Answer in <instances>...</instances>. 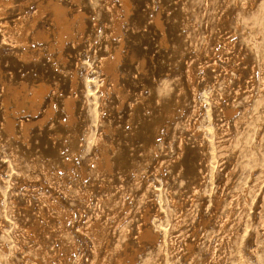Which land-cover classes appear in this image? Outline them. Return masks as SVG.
Masks as SVG:
<instances>
[{
    "label": "rangeland",
    "instance_id": "obj_1",
    "mask_svg": "<svg viewBox=\"0 0 264 264\" xmlns=\"http://www.w3.org/2000/svg\"><path fill=\"white\" fill-rule=\"evenodd\" d=\"M58 1L84 14L63 50L50 21ZM255 2L133 0L115 35L99 0H12L0 12V264H112L107 251L126 245L135 264H264V0ZM39 5L48 40L11 46L3 24L31 25ZM116 51L115 75L103 73ZM40 84L36 114L32 96L16 109L27 141L19 129L9 139L5 105ZM140 226L157 239L139 240Z\"/></svg>",
    "mask_w": 264,
    "mask_h": 264
},
{
    "label": "bare ground",
    "instance_id": "obj_2",
    "mask_svg": "<svg viewBox=\"0 0 264 264\" xmlns=\"http://www.w3.org/2000/svg\"><path fill=\"white\" fill-rule=\"evenodd\" d=\"M133 0H99L100 3H103L104 6H106L107 8V14L110 15L111 19H112V23H113V32L114 35L121 33L122 32V26L123 23L125 22V19H128L129 17V13L131 12V2ZM147 1V0H146ZM251 3L255 2L256 0H250ZM6 0H0V12L4 15V9L8 6L12 5V0H10V2L6 3ZM248 3V2H247ZM256 3V2H255ZM5 5L4 8H2V6ZM39 9V15L35 14L34 20L32 21L31 25L27 23V21H25L24 19L20 18L18 24H16V26L14 27L13 30H10L7 23H4L3 26L1 27L3 29V31L6 33V36H8L10 39H5L6 42H10L11 46H17L18 48H26L29 49L30 46V38H32L33 40H48V33L50 31H45V30H40L38 29V18L41 17L42 18V12H43V7L41 5L38 6ZM83 13H79L77 16H71V14H69V10L67 7H65L62 3L58 2H54L51 4V15H50V21L52 23V26H54V28L56 29L55 32V37H56V42H57V46L60 50H63L65 48V46L72 42L75 41L76 42V32L77 29L78 30H83L84 29V21H83ZM161 15V14H160ZM44 17V16H43ZM207 21V20H206ZM8 32V33H7ZM5 42V43H6ZM36 42V41H35ZM228 47V45L226 46ZM197 51V50H196ZM193 52V51H192ZM28 53L23 51L22 55H19L20 58L24 61L29 60L30 57H28ZM120 60V52L116 51L114 54H111L110 56L103 58L101 60L100 63V67L101 70L103 71V73H107V74H112L115 75V71L117 68V64ZM194 80V74L192 72V70L189 68L186 72V81L188 82V84L193 83ZM72 91L73 93L65 100L64 102V110L68 116V123L72 124L75 117H74V108H75V95L74 92L77 89L76 83L73 81L72 82ZM105 84L102 86V89H105ZM11 90V88H9ZM23 91H24V95L22 96H16L14 98V103H15V107L13 108L14 110L10 109L8 107V105H5L4 110H3V131L8 135L9 139H14L16 141H18L22 136V140L24 142L27 141L28 139V132H29V123H26L25 120L21 119L20 116L19 118L16 117L17 114H20L21 112H18L17 110H21L26 103L28 104V102H26L27 99H29L30 96H32L31 100L32 102L30 104H28L30 107L27 110L28 112H32L34 115L36 114L38 106L40 105V102L42 104L43 99H44V93H45V86L43 84L40 85H34L30 88H28L27 86L23 87ZM212 102V101H211ZM215 105V104H214ZM197 107V106H196ZM200 108V107H199ZM17 109V110H16ZM215 110L219 111L217 106H215ZM12 111V112H11ZM199 111V110H198ZM213 111V110H212ZM169 114V113H168ZM227 116L231 114V112H227L225 113ZM35 117V116H33ZM169 119V118H168ZM171 120V119H169ZM174 124V123H173ZM20 130V136L17 133V130ZM191 128H189L190 130ZM203 129V128H202ZM192 134H196V130L190 132ZM200 136V134H198ZM217 136V135H216ZM195 137V136H194ZM198 137V136H197ZM201 137V136H200ZM204 137V136H203ZM198 139V138H197ZM200 140V139H199ZM203 140V139H202ZM196 141V138H195ZM206 141V140H205ZM208 145V144H207ZM179 146L181 148H183V142L181 141L179 143ZM30 147V146H29ZM222 158V157H221ZM206 159V158H205ZM219 160V159H218ZM220 162V161H219ZM218 162V163H219ZM30 164V163H29ZM32 164V163H31ZM105 164L106 167H109L110 161L106 158L105 159ZM215 164V163H214ZM213 164V165H214ZM43 165V164H42ZM98 168L101 169L102 168V163H98L97 164ZM215 166V165H214ZM31 167V166H30ZM181 171L185 174V176L190 179L193 180V178H195V171H196V167H195V163L193 160H187L184 164H182L181 166ZM202 169V168H201ZM34 171V170H33ZM171 172V171H170ZM45 173V172H44ZM42 173V174H44ZM145 173V172H143ZM148 173V171H147ZM39 174V173H38ZM44 176V175H43ZM205 178V177H204ZM195 194V193H194ZM86 195H83V198H85ZM197 198V196H196ZM49 199V198H48ZM178 199V198H177ZM187 199V198H186ZM202 199V198H201ZM45 200V199H44ZM52 200V199H51ZM50 199L48 200L50 202V204L52 206H57L54 202H52ZM43 202V201H42ZM182 202V201H181ZM189 202V201H188ZM195 202V201H194ZM183 204V203H182ZM223 204V203H222ZM224 205V204H223ZM184 207V206H183ZM227 207V206H226ZM182 208V207H181ZM222 208V207H221ZM120 209V206L116 205L115 206V211H118ZM183 209V208H182ZM227 212V209H225ZM233 210V209H232ZM66 212V211H65ZM174 212V211H173ZM199 212V211H198ZM225 212V213H226ZM231 212V209H230ZM73 213V212H72ZM219 213V212H218ZM221 213V212H220ZM219 213V214H220ZM178 214V213H177ZM182 214V213H181ZM51 215V214H50ZM171 215V214H170ZM190 215V214H189ZM222 215V214H220ZM191 216V215H190ZM223 217V216H222ZM225 217V216H224ZM66 218L70 219L72 218V214L68 213L66 214ZM147 218V217H145ZM227 218V217H226ZM64 219V218H63ZM73 219V218H72ZM189 219V218H188ZM221 219V218H220ZM46 220V218H45ZM183 220L182 217H178L175 221L176 225H179L181 223V221ZM44 221V220H43ZM42 221V222H43ZM147 219L145 220V222L147 223ZM189 221V220H187ZM220 221V220H219ZM171 222V221H170ZM190 222V221H189ZM145 223V225H146ZM218 224V223H217ZM220 224V223H219ZM93 224H90V226H92ZM66 222H63V227L65 229L66 227ZM171 226V225H170ZM218 225H216L217 227ZM227 226L226 222L224 221L222 223V229H225ZM151 228L146 226H140L138 228V235H139V240L142 239H149L151 242L155 241L157 239V237H155L152 233V231L150 230ZM184 228H181V230ZM82 231V230H81ZM177 231V230H176ZM35 231H30L27 230L26 233L37 239V236L34 233ZM178 233V232H177ZM181 233V232H179ZM219 233V232H218ZM220 235V234H219ZM174 237V236H173ZM176 237V236H175ZM222 237V236H221ZM169 239V238H168ZM179 239V237H178ZM177 240V239H176ZM171 241V240H170ZM175 241V240H174ZM186 244V242H185ZM179 245V244H178ZM28 246V245H27ZM127 246V245H126ZM125 246L122 254L119 253L118 255L114 256V254H112L110 251H107L106 257H113V263L112 264H135V260L132 257L131 253L129 252L128 248ZM175 246V245H174ZM178 247V246H177ZM175 248V247H174ZM166 250V249H165ZM186 251V250H185ZM95 252V251H94ZM169 252V251H168ZM172 252V251H171ZM178 252V251H177ZM175 253V251H174ZM179 253V252H178ZM181 253V252H180ZM173 255V253H171ZM177 254V253H176ZM215 254V253H214ZM168 255V254H167ZM167 257V256H166ZM176 257V255H175ZM178 257V256H177ZM173 258V257H172ZM180 258V257H179ZM174 259V258H173ZM257 259V258H256ZM45 260V259H43ZM215 260V259H214ZM52 261V260H51ZM49 261L48 264H52V262ZM44 262V261H43ZM192 264V263H191ZM199 264V262H198Z\"/></svg>",
    "mask_w": 264,
    "mask_h": 264
}]
</instances>
